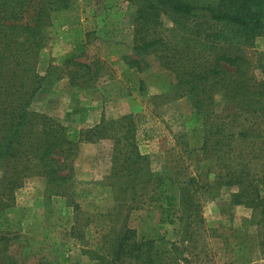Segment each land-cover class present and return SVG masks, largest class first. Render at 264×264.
Masks as SVG:
<instances>
[{
  "label": "rangeland",
  "instance_id": "obj_1",
  "mask_svg": "<svg viewBox=\"0 0 264 264\" xmlns=\"http://www.w3.org/2000/svg\"><path fill=\"white\" fill-rule=\"evenodd\" d=\"M38 5L39 0H31L24 20L35 16ZM136 10L129 0H72V9L65 14L89 34L78 46L54 35L48 39L35 60V69L46 75L47 88L31 107L67 124L74 134L104 117L120 122L128 114L147 113L158 135L140 143V152L149 156L143 161L145 174L132 192L131 178L113 175V140L101 139L81 144L74 161L75 179L66 188L69 197L55 194L56 188L35 173L25 176L10 197L5 186L12 166L4 163L0 203L6 204V227L0 237L6 236L8 253L19 264L56 259L59 264H177V260L180 264H248L249 258L253 264H264L256 224L262 218L260 208L234 203L233 193L241 188L228 184L226 176L227 164L239 172L252 157L248 155L251 145L236 143L230 161L218 157L221 151L204 149V118L191 96H180L175 72L154 54L142 60L143 69L129 65L130 58H142L133 49ZM163 21L173 40H190L197 46L205 42L201 48L209 57L218 50L238 51L250 60L256 79H264V35L238 49L229 31L217 37L211 34L219 28L217 22L205 24L198 34L194 20L163 15ZM73 56L94 61L92 69L100 66V77L71 84L69 72L74 66L68 59ZM57 76L61 78L54 81ZM215 107L214 115L219 116L209 125L210 137L216 136L212 134L220 122L234 130L246 123L244 116L231 114L234 109L231 105L227 109L221 96L216 97ZM249 166L252 178L248 180L259 183L264 196L263 161L251 159ZM149 171L163 173L173 182L159 198ZM183 187L190 190L186 204L180 201ZM121 240L128 250L135 242L147 241L138 257L128 253L119 257L113 250Z\"/></svg>",
  "mask_w": 264,
  "mask_h": 264
},
{
  "label": "trees",
  "instance_id": "obj_2",
  "mask_svg": "<svg viewBox=\"0 0 264 264\" xmlns=\"http://www.w3.org/2000/svg\"><path fill=\"white\" fill-rule=\"evenodd\" d=\"M129 1L137 6L133 49L142 56L130 58L129 65L143 69L142 60L154 54L165 68L175 72L180 96H191L198 114L204 118L206 129L201 138L204 149L221 151L218 157L230 161L236 143L251 145L248 155L252 157L242 164L239 172L233 170L232 164H227L226 176L229 177L228 184H238L241 188L233 193L234 203L260 208L262 218L256 224L259 244L264 247V196L260 194L259 183L248 180L251 177V159L262 160L264 169V79H256L251 73L250 60L238 51L218 50L215 56L209 57L201 48L205 42L197 46L190 40H173L163 21V15L194 20L198 34L205 24L217 22L219 28L211 34L217 37L229 31L231 40L241 49L242 44L253 45L258 36L264 35V0ZM30 2L0 0V169L4 163L12 166L10 174L6 175L9 178L5 186L10 191L8 195L11 197L14 190L23 185L25 176L35 173L43 176L50 187L56 188L55 194L69 197L66 188L75 179L74 161L81 144L101 139L113 140V167L116 170L113 175L131 178L132 192L136 191V183L145 174L143 161L149 157L140 152V143L158 135V128L147 113H131L120 122L104 117L99 123L81 127L74 134L67 124L32 109L33 100L47 88L46 75L35 69L38 52L53 35L58 40L78 46L89 32H85L82 25L70 22L66 16L65 13L72 9V0H39L35 16L24 20ZM208 35L205 37L208 38ZM217 46L215 44V48ZM70 62L74 66L69 72L73 85L95 81L101 75L100 66L92 69L94 61L86 62L73 56L68 59V64ZM88 74L90 77L84 80L83 77ZM59 78L57 76L54 81ZM30 84L33 86L30 87ZM217 96L228 103L227 109L232 106L233 116H244L246 123L241 122L238 130L227 128V123L215 124L218 128L212 134L216 135L213 138L209 135L213 130L209 125L215 123L213 118L219 116L214 115ZM119 123L121 128L116 125ZM148 174L153 177L152 187L157 191V198L168 192L173 184L170 177L163 173L149 171ZM179 191L182 204L189 203V188L183 187ZM4 205V202L0 203V233L6 227ZM184 209L191 211L190 208ZM145 241L135 242L128 250L121 240L113 251L119 257L128 254L138 257ZM250 261V258L246 260ZM176 262L180 264L178 260ZM0 264H19L8 253L6 236L0 237ZM41 264H59V260Z\"/></svg>",
  "mask_w": 264,
  "mask_h": 264
},
{
  "label": "crops",
  "instance_id": "obj_3",
  "mask_svg": "<svg viewBox=\"0 0 264 264\" xmlns=\"http://www.w3.org/2000/svg\"><path fill=\"white\" fill-rule=\"evenodd\" d=\"M253 261H254V259H252L248 264H253V263L255 262V261H254V262H253ZM252 262H253V263H252Z\"/></svg>",
  "mask_w": 264,
  "mask_h": 264
}]
</instances>
